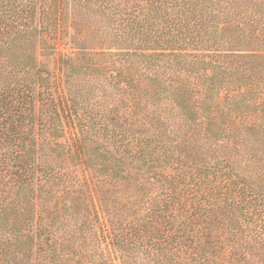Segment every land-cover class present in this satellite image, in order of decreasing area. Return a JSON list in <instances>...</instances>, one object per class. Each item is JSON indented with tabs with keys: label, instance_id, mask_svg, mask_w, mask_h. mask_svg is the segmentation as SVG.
<instances>
[{
	"label": "trees",
	"instance_id": "1",
	"mask_svg": "<svg viewBox=\"0 0 264 264\" xmlns=\"http://www.w3.org/2000/svg\"><path fill=\"white\" fill-rule=\"evenodd\" d=\"M0 264H264V0H0Z\"/></svg>",
	"mask_w": 264,
	"mask_h": 264
},
{
	"label": "rangeland",
	"instance_id": "2",
	"mask_svg": "<svg viewBox=\"0 0 264 264\" xmlns=\"http://www.w3.org/2000/svg\"><path fill=\"white\" fill-rule=\"evenodd\" d=\"M58 51L60 52H67L68 50L62 48L61 45H58ZM39 60L45 65L50 71L54 72L55 74L58 73L59 69V54H43L39 57Z\"/></svg>",
	"mask_w": 264,
	"mask_h": 264
}]
</instances>
